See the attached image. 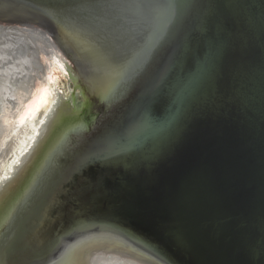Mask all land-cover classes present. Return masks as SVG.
Wrapping results in <instances>:
<instances>
[{"label":"water","instance_id":"1","mask_svg":"<svg viewBox=\"0 0 264 264\" xmlns=\"http://www.w3.org/2000/svg\"><path fill=\"white\" fill-rule=\"evenodd\" d=\"M74 97L0 210V264H264V0H0Z\"/></svg>","mask_w":264,"mask_h":264},{"label":"rangeland","instance_id":"2","mask_svg":"<svg viewBox=\"0 0 264 264\" xmlns=\"http://www.w3.org/2000/svg\"><path fill=\"white\" fill-rule=\"evenodd\" d=\"M5 31L21 40L31 49V52L27 54V51L24 56L17 58V60L11 59V62L14 61L12 62V66L14 71H17L18 79L21 77L20 84L17 86L8 84L7 87L11 86L10 88L12 89L1 87L2 95L5 97V100H7L4 116H7L6 119L10 120V123H8L6 127H0V147H6L4 155H6L11 143H14L15 138L13 137H15L17 133L29 127L28 133H30L31 136L28 135L27 139L30 137L29 141H32L34 139H31L32 136L36 134L34 128L39 127V123L43 121L46 111L49 108L56 107L66 99H73L76 78V71L51 38L42 36L43 40L42 37L31 33L17 30ZM9 47V44H7V46H0V52L3 53L2 51ZM1 53L0 58H4V53ZM31 78L35 82L37 92L33 93L31 103L29 101L21 111H18L21 103L25 102L24 97L28 93V89L32 88ZM69 80H71V86L67 84ZM6 94L14 95L16 101H14L12 97L9 98L6 96ZM18 95H20V97H18ZM10 105H12V107H10ZM4 131H6V133H4ZM2 135H4V141H2ZM40 142L41 141L38 142V145ZM4 155H0V167L1 159Z\"/></svg>","mask_w":264,"mask_h":264},{"label":"bare ground","instance_id":"3","mask_svg":"<svg viewBox=\"0 0 264 264\" xmlns=\"http://www.w3.org/2000/svg\"><path fill=\"white\" fill-rule=\"evenodd\" d=\"M42 37L40 35H36ZM17 37V36H16ZM44 37V36H43ZM42 37V39H43ZM44 40V39H43ZM10 47L4 51H2L4 58H0V127H6L10 120L6 119L5 115V104L7 100L2 95L1 87L10 88L11 86H17L20 83L21 77L18 79L17 71H14L12 66V60H17V58L22 57L27 54H30L31 49L26 46L21 40L13 37L12 34H8L5 30H0V46L4 45ZM53 46V45H52ZM6 48V47H5ZM4 49V48H3ZM8 84H12L10 87H7ZM69 86H71V80L67 82ZM32 88L28 89V93L24 97L25 102H22L19 110L23 109L27 103L32 101L33 93L37 92L35 88V82L31 78ZM73 85V84H72ZM68 86V87H69ZM12 89V88H10ZM72 89V88H71ZM36 95V94H35ZM9 98L12 97L14 101H16V97L14 95L6 94ZM20 97V95H18ZM27 98V99H26ZM10 100V99H9ZM72 99H66L62 101L56 107L49 108L46 111V114L43 117V121L39 123V127L35 129V135L27 139L29 127L19 132L15 135L14 143H11L8 147V151L6 155H4V151H6V147H0V155H4L1 159V171H0V210L4 205L6 199L9 194L17 184L18 180L50 134L51 130L69 105V101ZM11 101V100H10ZM71 102V101H70ZM29 105V104H28ZM12 107V105H10ZM6 119V120H5ZM6 133V131H4ZM28 133V134H26ZM2 141H4V135H2ZM40 144L38 145V142ZM38 145V146H37ZM82 264H153L151 261L145 260L143 258L137 257L135 255L129 254L124 251H89L87 256L85 257Z\"/></svg>","mask_w":264,"mask_h":264}]
</instances>
